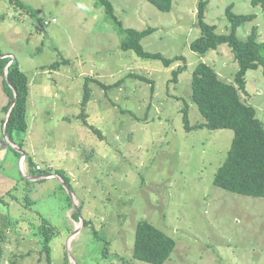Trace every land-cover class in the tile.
<instances>
[{
  "label": "rangeland",
  "instance_id": "rangeland-1",
  "mask_svg": "<svg viewBox=\"0 0 264 264\" xmlns=\"http://www.w3.org/2000/svg\"><path fill=\"white\" fill-rule=\"evenodd\" d=\"M20 1L26 9L0 0V50L15 56L38 103L35 118L28 114L30 135H19L31 141L42 167L65 170L70 188L57 174L32 179L26 160L20 172V155L8 148L0 173L14 182L0 184L13 195L0 189V264H49L37 234L43 219L58 230L49 243L50 264H151L133 257L140 221L174 239L163 264H264V198L214 184L233 131H187L182 120L186 102L190 123L204 121L191 101L199 62L229 83L238 70L227 44L205 54L190 49L200 35L199 0H172L167 12L147 0H111L124 27L155 28L142 39L146 51L186 58L177 83L169 79L181 61L165 67L121 49L117 28L94 0ZM230 4L235 13L257 15L238 27L237 36L245 40L257 26L258 40L264 41V9L252 0H208L205 21L227 33ZM51 17L57 21L39 22ZM63 58L68 63L51 67ZM133 73L152 78L154 91ZM86 79L91 95L82 109ZM97 81L122 82L104 90ZM246 82L242 97L264 125L262 68L248 70ZM81 111L97 132L78 117Z\"/></svg>",
  "mask_w": 264,
  "mask_h": 264
},
{
  "label": "trees",
  "instance_id": "trees-1",
  "mask_svg": "<svg viewBox=\"0 0 264 264\" xmlns=\"http://www.w3.org/2000/svg\"><path fill=\"white\" fill-rule=\"evenodd\" d=\"M157 9L163 12L171 10L172 0H147ZM12 4H19L23 9L26 5L20 0H10ZM95 5L103 7L104 15L118 31L121 36L120 48L132 50L142 59L159 60L165 67H171L174 63L181 61L177 67L171 70L169 83H177L179 75L186 68V58L182 55L173 58L165 57L160 52L146 51L142 45V39L151 34L155 28L135 29L124 27L122 21L115 13V8L111 0H94ZM254 5H261L264 9V0H252ZM208 0H199L196 17L197 25L200 28V35L190 43V49L200 54H205L209 50H216L221 44H227L231 49L234 59L237 61L238 70L234 75L233 82H226L220 78L217 71L206 62H199L191 77V101L198 107L204 118L203 122L191 124L189 120V107L185 102L181 108L184 128L187 131L206 127L208 129H231L234 133L231 146L227 156L218 168L214 184L228 192L251 196L254 198H264V125L256 115V109L248 104L242 97L246 93V73L248 70L262 68L264 75V41L258 40V28L254 26L247 39L242 40L237 36V29L246 22H251L256 18V14H238L233 11L230 4L225 9L226 17L229 21L227 33L216 32L215 25L205 21V13ZM44 20L39 19L43 23ZM0 50V74L3 75L5 66L10 57L3 56ZM68 63V59L55 61L52 68H58L60 64ZM151 84V91L155 89L154 80L141 74H130ZM125 78V77H124ZM88 80L84 84V96L81 101L82 109H85L89 99L91 89ZM124 79H122L123 81ZM122 81L113 84L99 82L104 90L118 86ZM5 89L10 95L9 108L16 91V101L12 106L7 121L5 123L6 135L12 139L14 132H26L28 123V97L30 91L29 79L21 69L15 59L7 67ZM83 119V123L97 132L94 125L88 123L84 111L78 114ZM22 143V142H21ZM20 147L23 146L19 144ZM20 155V152H18ZM29 166V174L32 176H42L57 174L70 188V178L65 170L53 167L37 168L32 155H26ZM6 194H11L9 190ZM4 195L0 196V201H4ZM30 200V199H29ZM30 203V202H29ZM80 215V210L73 213L76 219ZM86 222L84 221V225ZM55 226H49L46 219L38 228V236L41 240V251L45 253L46 260L50 264V240L57 234ZM175 248V241L165 232L155 227L147 221H140L136 226L135 242L133 247V257L151 264H163L166 262Z\"/></svg>",
  "mask_w": 264,
  "mask_h": 264
},
{
  "label": "crops",
  "instance_id": "crops-1",
  "mask_svg": "<svg viewBox=\"0 0 264 264\" xmlns=\"http://www.w3.org/2000/svg\"><path fill=\"white\" fill-rule=\"evenodd\" d=\"M3 53H4V55L5 54H10V53H7V52H3ZM10 56H12V60L15 59V56H13L12 54H10ZM4 57H6V56H4ZM5 81H6V75H5V71H4L3 75L0 74V138H3L4 135L6 134V132H5V123H6L7 118H8L7 114L9 116V112L11 110L10 106L6 110V107L8 106V104L10 102V95L8 94V92L5 89V85H4ZM37 107H38V103L34 104V102L32 100V90H31V92L29 94V97H28V114H31L32 117L35 118ZM28 123H29V127H28V130H27V133L30 135V120H29V118H28ZM33 123H35V120H33ZM8 139H9L10 143L12 144L13 148H15L18 152H20L18 150V148H20V150L23 151V154H22V152H20L19 166H20V172L24 173L23 172L24 169L22 170L21 165H23L25 160L27 159L26 158L27 154L28 155H32L33 160H34V156L36 155V153H34L35 149L32 147L31 141L29 139L21 138V136L19 135V132H14L13 136H12V139H10L9 137H8ZM27 140H28V142H30L29 145H27ZM21 142L23 143L22 147L19 146V144H22ZM28 147H29L30 150L27 152L26 149H28ZM34 161H35L36 165H40L41 167L44 166V164L39 162V160L38 161L34 160ZM0 165H1V163H0ZM48 167H51V166L48 165ZM28 171H29V166H28ZM0 175L4 176V178H2V179L0 178V184L2 182H4L5 180H8V178H10L7 175H3L2 173H0ZM5 177H6V179H5ZM31 178L32 179H36V180L39 181V180H45L46 178H49V177L36 175V176H31ZM10 180L14 182L13 178H10ZM1 187L2 186H0V189H2ZM2 190L5 191L4 193L6 194L10 189L7 188L6 190H4V189H2Z\"/></svg>",
  "mask_w": 264,
  "mask_h": 264
},
{
  "label": "water",
  "instance_id": "water-1",
  "mask_svg": "<svg viewBox=\"0 0 264 264\" xmlns=\"http://www.w3.org/2000/svg\"><path fill=\"white\" fill-rule=\"evenodd\" d=\"M3 56H9V57H10L9 62H8V63L6 64V66H5V75H6V73H7V67H8V65H9V64L11 63V61H12V56H10V54H5V55H3ZM15 101H16V91L14 90V97H13L12 102H11V104H10V109H11L12 106L14 105ZM10 109H9V110H10ZM7 117H8V114H7ZM7 117H6V118H7ZM10 146H12V144L10 143V141H9V139H8V137H7V135L5 134L3 138H0V161L4 160V158H5V156H6V152H7L8 148H9ZM18 150H19L20 152H22V154H23V151L20 150V148H18ZM49 176H52V175H49ZM63 184L68 188V186H67L66 183L63 182Z\"/></svg>",
  "mask_w": 264,
  "mask_h": 264
},
{
  "label": "built area",
  "instance_id": "built-area-1",
  "mask_svg": "<svg viewBox=\"0 0 264 264\" xmlns=\"http://www.w3.org/2000/svg\"><path fill=\"white\" fill-rule=\"evenodd\" d=\"M56 21H57V19H56L55 17H51V18L45 19V20L43 21V23H44L45 25H49V24L54 23V22H56ZM37 168H41V166H40V165H37ZM42 176L50 177L49 175H42Z\"/></svg>",
  "mask_w": 264,
  "mask_h": 264
}]
</instances>
